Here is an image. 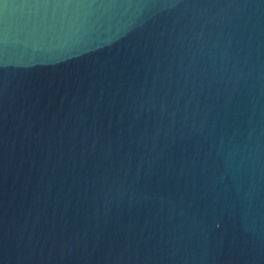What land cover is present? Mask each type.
<instances>
[{"label":"water","instance_id":"95a60500","mask_svg":"<svg viewBox=\"0 0 264 264\" xmlns=\"http://www.w3.org/2000/svg\"><path fill=\"white\" fill-rule=\"evenodd\" d=\"M0 264H264V0H0Z\"/></svg>","mask_w":264,"mask_h":264}]
</instances>
